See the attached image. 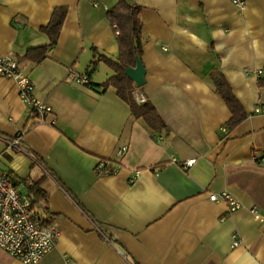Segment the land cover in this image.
Segmentation results:
<instances>
[{
    "label": "crops",
    "instance_id": "0c3cea01",
    "mask_svg": "<svg viewBox=\"0 0 264 264\" xmlns=\"http://www.w3.org/2000/svg\"><path fill=\"white\" fill-rule=\"evenodd\" d=\"M124 1L140 8L144 82L132 81V96L151 102L160 130L101 86L113 71L98 57L118 56L106 15L117 0H0V56L16 58L51 107L39 122L0 76V166L23 192L38 180L59 229L34 264H264V220L249 212L264 208V113L254 111L264 107V0ZM57 7L55 44L39 61L22 57L49 42L41 27ZM70 67L88 83L65 81ZM214 67L245 113L231 129ZM16 133L36 160L5 148ZM221 190L241 207L208 198ZM0 264L24 263L0 249Z\"/></svg>",
    "mask_w": 264,
    "mask_h": 264
},
{
    "label": "built area",
    "instance_id": "2783aa9c",
    "mask_svg": "<svg viewBox=\"0 0 264 264\" xmlns=\"http://www.w3.org/2000/svg\"><path fill=\"white\" fill-rule=\"evenodd\" d=\"M239 8L242 0H232ZM109 19V17H108ZM248 72V70H244ZM262 70L257 68L253 74L258 78ZM0 76L12 79L16 85L18 95L28 107L30 114L39 122L45 123L46 117L51 113V107L34 95V86L27 74L19 67V62L11 56H0ZM65 81L76 84H87L88 74L68 68ZM254 111L263 112L264 107L256 106ZM6 149H13L29 154L21 141V133L4 139ZM125 146L117 152L123 153ZM264 156V155H263ZM192 159L186 164H191ZM100 165V164H99ZM210 200L222 199L226 202L228 210L241 207L240 202L226 190L211 192ZM42 202L36 198L34 192H23L13 180L9 170L0 166V249L12 258L24 264H34L48 252L59 235V229L45 212ZM249 212L257 220H264V208L251 206ZM238 244L236 233L232 234V245Z\"/></svg>",
    "mask_w": 264,
    "mask_h": 264
},
{
    "label": "trees",
    "instance_id": "16d2710c",
    "mask_svg": "<svg viewBox=\"0 0 264 264\" xmlns=\"http://www.w3.org/2000/svg\"><path fill=\"white\" fill-rule=\"evenodd\" d=\"M139 9L138 5L128 3L124 0H117L115 4L106 8V15L109 17L113 29L116 31L115 38L118 46V56L115 61L103 56L98 57V59L102 60L113 71V75L103 82L101 86L103 88L109 85L113 86L116 94L129 105L131 114L134 117L142 118L151 129L160 130L164 124L154 106L148 100L138 103L133 99V82L124 73V68L134 66L135 58H140L142 52ZM64 11L63 7L55 8L48 23L41 27V30L48 35L49 42L27 49L22 57L32 61H39L44 57L46 51L55 44L64 17ZM209 75L214 88L219 92L230 109L231 116L227 120L226 126L228 129H231L244 118L245 113L242 111L229 84L226 82L219 69L215 67L212 68ZM258 84H264V75L258 79ZM28 152L32 160H36V155L30 150H28ZM98 170L99 172L102 170V173L105 171V169L102 168ZM30 191L34 192L37 199L45 197V191L39 186L38 180L32 181Z\"/></svg>",
    "mask_w": 264,
    "mask_h": 264
},
{
    "label": "water",
    "instance_id": "95a60500",
    "mask_svg": "<svg viewBox=\"0 0 264 264\" xmlns=\"http://www.w3.org/2000/svg\"><path fill=\"white\" fill-rule=\"evenodd\" d=\"M124 73L135 85L139 86L144 82V67L139 57L135 58L134 66L124 68Z\"/></svg>",
    "mask_w": 264,
    "mask_h": 264
}]
</instances>
